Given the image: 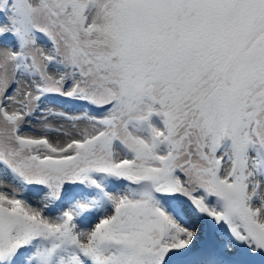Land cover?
I'll return each instance as SVG.
<instances>
[{
    "label": "snow or ice",
    "instance_id": "snow-or-ice-1",
    "mask_svg": "<svg viewBox=\"0 0 264 264\" xmlns=\"http://www.w3.org/2000/svg\"><path fill=\"white\" fill-rule=\"evenodd\" d=\"M0 264H264V0H0Z\"/></svg>",
    "mask_w": 264,
    "mask_h": 264
},
{
    "label": "rangeland",
    "instance_id": "rangeland-1",
    "mask_svg": "<svg viewBox=\"0 0 264 264\" xmlns=\"http://www.w3.org/2000/svg\"><path fill=\"white\" fill-rule=\"evenodd\" d=\"M31 198H32L33 200L37 199V197H34V196H33V197H31Z\"/></svg>",
    "mask_w": 264,
    "mask_h": 264
}]
</instances>
